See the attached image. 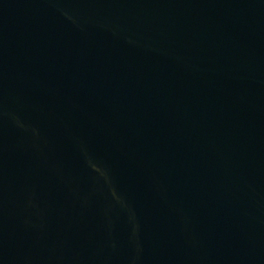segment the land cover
<instances>
[{"label":"water","instance_id":"1","mask_svg":"<svg viewBox=\"0 0 264 264\" xmlns=\"http://www.w3.org/2000/svg\"><path fill=\"white\" fill-rule=\"evenodd\" d=\"M0 264H264V0H0Z\"/></svg>","mask_w":264,"mask_h":264}]
</instances>
